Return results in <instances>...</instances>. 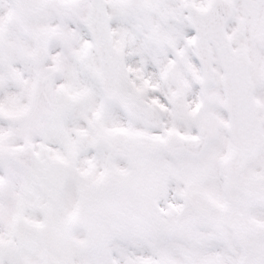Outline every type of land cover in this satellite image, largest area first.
I'll return each instance as SVG.
<instances>
[{"label":"snow or ice","instance_id":"obj_1","mask_svg":"<svg viewBox=\"0 0 264 264\" xmlns=\"http://www.w3.org/2000/svg\"><path fill=\"white\" fill-rule=\"evenodd\" d=\"M0 264H264V0H0Z\"/></svg>","mask_w":264,"mask_h":264}]
</instances>
